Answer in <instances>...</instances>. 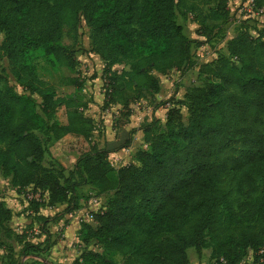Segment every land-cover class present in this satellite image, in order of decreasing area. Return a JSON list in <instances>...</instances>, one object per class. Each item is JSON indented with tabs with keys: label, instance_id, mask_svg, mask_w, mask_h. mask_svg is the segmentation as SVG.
Masks as SVG:
<instances>
[{
	"label": "trees",
	"instance_id": "obj_1",
	"mask_svg": "<svg viewBox=\"0 0 264 264\" xmlns=\"http://www.w3.org/2000/svg\"><path fill=\"white\" fill-rule=\"evenodd\" d=\"M205 3L209 7L200 25L208 20L210 31L220 29L228 21V0ZM251 7L264 11V0H252ZM181 8L193 12L197 5L0 0V58L6 57L19 87H0V174L16 189L44 190L45 205L65 204L63 212L78 207L79 186L105 196L104 206L90 213L93 223H81L84 247L72 264H117L113 254L121 255L122 264H189V248L208 249L207 264H264V191L259 193L258 183H264V132L256 127L264 119V35L252 34L248 20H242L225 43L226 53L216 51L213 60L197 62L193 40L176 21ZM81 18L90 29L91 50L104 64L96 76L106 103L119 107L112 118L114 138L103 146L89 142L66 175L61 164L43 165L46 142L68 134L89 140L95 126L83 112L86 102L57 97L54 86L39 78L35 61L41 55L52 66L74 70V53L61 36L64 28L75 36ZM119 62L129 69L116 73L112 67ZM193 67L201 83L190 86L183 100L161 102L169 104L164 121L152 118L140 126L142 147L133 161L114 167L111 154L130 146L137 130L125 129L132 113L126 91L155 96L161 89L157 75ZM64 84L81 85L72 77ZM60 104L65 123L54 120ZM233 146L238 151L231 156ZM225 178L235 183L236 196L222 185ZM33 212L39 231L48 234L49 219L36 207ZM12 217L0 197V239L10 236L5 225ZM45 241L44 250L50 245L48 237ZM38 247L26 240L21 253Z\"/></svg>",
	"mask_w": 264,
	"mask_h": 264
},
{
	"label": "rangeland",
	"instance_id": "obj_2",
	"mask_svg": "<svg viewBox=\"0 0 264 264\" xmlns=\"http://www.w3.org/2000/svg\"><path fill=\"white\" fill-rule=\"evenodd\" d=\"M187 2L196 4L197 9L193 12H187L184 8L178 9L176 21L183 26L185 35L193 40L192 52L195 59H197L196 47H199L196 45L200 42H208L209 48L203 51L206 58L211 51L226 53L225 43L235 34V30L242 20H248L247 24L252 34L255 35L257 32L261 31L264 35V11L259 15H252L248 11L250 8L248 0H228V21L224 23L220 29L215 31H210L211 22L208 20L204 23L205 27L200 25V20L206 15L207 8L209 7V5L205 3V0H187ZM261 15H263L262 21H259L258 17ZM67 32V28H64L61 42L68 45L74 53V57L77 61L74 70L65 66H52L41 55L36 58L35 63L39 78L54 86L57 97L61 99L67 96H73L86 102L87 107L83 109V112L87 117L92 119L95 126L89 140L68 134L58 141L50 140L46 142L43 165L61 164L64 167V173L70 175L73 173L76 158L81 152L89 148V142H94L99 146H103L105 140H112L114 138L115 129L112 126V118L119 105H110L106 103L102 82L99 76H96V74L99 75L101 73L104 64L91 50L89 27L81 18L77 24L75 36H70ZM2 39L3 33L0 32V42ZM112 68L118 74L123 70L129 69L125 62H119ZM0 72L4 76V80L0 82L1 88L5 86H15V88L19 90L14 77L10 73V67L6 57L0 58ZM157 76L161 82V89L159 91L160 98L157 96H150L143 90L140 92L133 89L126 91L127 95L132 98V103L130 105L132 113L129 124L125 126V129L129 130L130 128H136V126L140 128V126L146 124L152 118H157L163 122V117H156L159 114V110L157 112L155 111V109H159L161 106L162 108H166L165 105H161V102L170 97L183 100V96L188 88L193 84L201 83L203 80L202 77L198 75L196 67L184 70L170 69L166 74ZM67 77L76 78L81 85L78 87L65 85L64 79ZM36 100L39 104L40 99L36 98ZM181 113L183 119L186 121L188 112L183 105L181 106ZM54 120L59 123H65L66 113L65 107L62 104L58 106ZM256 127L264 132V119L260 123L258 122ZM141 134V130L140 133L138 130L133 133L132 143H134V150L124 151L125 149H123L120 151L119 155H115V157L111 156L110 161L114 167L133 161V153L136 149L142 147ZM237 151L238 146H233L229 149L228 154L234 156L237 154ZM258 183L259 193H262L264 191V183L261 180ZM222 185L232 197L236 196L235 183L231 179L225 178ZM76 193L80 201H78V207L85 209L84 214L86 216H89L91 212L100 210L101 207L104 206L105 196L103 198H97L94 189L87 185L77 187ZM30 194H33L35 197L33 196L29 199L28 197H30ZM46 196L44 190L39 189L35 191L32 186L16 189L10 185L8 178L0 174L1 199L3 200V198H5L6 202L12 207L14 217L20 216L21 214L23 215L25 219L24 225L27 226V230H32V237L38 236V233L33 232L34 224L32 225L28 222L32 220V218L35 219V215L31 214L29 212L30 210L33 212V208L36 207L40 213H44L47 216H54V214L56 215L63 212L65 208V204H57L53 206V208L46 209ZM79 203L81 204L79 205ZM24 204H26V206H24ZM39 206L42 208L40 209ZM18 227H20V225ZM187 256L189 264H207L209 250L202 249L200 252H197L194 248H189L187 250ZM111 258L117 264H122V257L120 254H113Z\"/></svg>",
	"mask_w": 264,
	"mask_h": 264
},
{
	"label": "crops",
	"instance_id": "obj_3",
	"mask_svg": "<svg viewBox=\"0 0 264 264\" xmlns=\"http://www.w3.org/2000/svg\"><path fill=\"white\" fill-rule=\"evenodd\" d=\"M262 16L263 15L258 17L259 21H262ZM198 48L199 47H196V50H198ZM97 57L99 58L98 55ZM99 60L101 61L100 58ZM155 96L160 98L159 93ZM158 110L159 114L156 117H163L164 119L166 108H162L161 106L159 109H155L156 112ZM137 127L138 126H136V129L140 133V129ZM141 135L143 136V134ZM124 149V151L134 150V143ZM121 150L113 153L111 156L115 157V155H119ZM103 197L104 196H97V198ZM3 200L13 213L12 207L6 202V199L3 198ZM81 203H79V205ZM24 206H26V204H24ZM41 208L42 207H40V209ZM45 208L50 209L53 208V206L45 205ZM84 210L85 209L78 207L70 212H61L60 214H54V216H47L46 214L40 213L39 211L38 214L49 219V221L46 223L48 234L39 231L37 222L34 218H32V220L28 222L29 224H34L33 232L38 233V236L36 237H32V230L26 229L27 226L24 225L25 219L22 214L16 217L13 216L11 220L5 225V228L10 233V236L5 234L1 235L0 240L2 244L0 245V264H72L74 259L80 254L82 248L84 247L79 235L81 223H93L92 217L86 216L84 214ZM29 212L33 215L35 214L31 210ZM19 225L20 227H18ZM17 235H19L21 239L23 238V240L17 239ZM47 237L49 238L50 245L44 250L43 248L47 243L45 239ZM26 240L32 244H37L39 249L37 248L36 251L28 250L26 253L22 254L21 249Z\"/></svg>",
	"mask_w": 264,
	"mask_h": 264
},
{
	"label": "built area",
	"instance_id": "obj_4",
	"mask_svg": "<svg viewBox=\"0 0 264 264\" xmlns=\"http://www.w3.org/2000/svg\"><path fill=\"white\" fill-rule=\"evenodd\" d=\"M251 1L252 0H248L249 2V5H250V8H249V12L253 15H259L263 12L262 9L260 10H253L252 7H251ZM209 48V45L207 43L205 44H202L201 46H199L198 50H196V55H197V59H195L197 62H208V61H211L213 60L215 57H216V52L215 51H211L210 53H208L207 55V58L205 56V54H203V51H205V49H208ZM169 104L167 103L165 105V107H168ZM113 165V164H112ZM34 195L33 194H30V197H28L29 199H31ZM35 197V196H34ZM46 201V200H44ZM89 217H92L91 214H89ZM262 258L260 259V262H262Z\"/></svg>",
	"mask_w": 264,
	"mask_h": 264
}]
</instances>
